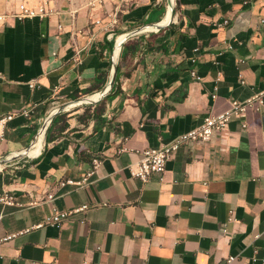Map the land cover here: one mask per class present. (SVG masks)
<instances>
[{
	"label": "crops",
	"instance_id": "1",
	"mask_svg": "<svg viewBox=\"0 0 264 264\" xmlns=\"http://www.w3.org/2000/svg\"><path fill=\"white\" fill-rule=\"evenodd\" d=\"M137 1L114 28L108 13L118 0H57L50 18L0 28V115L15 114L0 137V195L28 202L55 194L34 207L0 202V237L53 208L92 205L61 227L0 245V264H264V105L248 110L246 128L234 119L209 142L183 145L162 181L143 182L129 169L142 150L264 89V0ZM169 12L164 27H148ZM120 64L113 98L82 101L105 89ZM103 99L107 122L96 132V120L80 116ZM65 105L31 154L46 118ZM93 156L102 164L89 186H58L87 172Z\"/></svg>",
	"mask_w": 264,
	"mask_h": 264
},
{
	"label": "built area",
	"instance_id": "2",
	"mask_svg": "<svg viewBox=\"0 0 264 264\" xmlns=\"http://www.w3.org/2000/svg\"><path fill=\"white\" fill-rule=\"evenodd\" d=\"M70 2L71 0H65ZM103 0H99V3ZM92 2L91 5H94ZM138 3L137 0H118L115 10L108 13L110 22L108 28H114L119 23V14L125 12L129 8L135 6ZM57 0H0V28L3 27L8 20L12 19L19 22H24L28 19H47L57 12ZM101 21H97L100 23ZM229 23V20H225L222 25ZM63 27L59 24V28ZM150 30V29H146ZM192 76L199 79L197 72L193 70ZM30 86L33 88L36 86V82H31ZM215 98L216 95H213ZM264 105V89L256 93L252 97L246 100L233 99L230 102V106L222 112L207 115L203 122L174 138L168 144L161 147H150L141 151V159L130 165V173L134 178H138L143 182H148L153 175L160 177L162 181L164 172L166 170L167 163L174 157L177 151L186 144L209 142L214 135L221 132L232 120H239L242 127H247L246 115L250 108L261 110ZM31 110L27 109L22 111V115L30 116ZM15 118V114L0 115V137H3L2 130L8 125L10 121ZM46 121V120H45ZM44 127V125H43ZM42 127V128H43ZM42 131V129H41ZM129 148L125 145L120 147V152L128 151ZM102 164V158L94 156L91 159V167L79 178H64L58 183L60 188L70 186L74 190L81 189L89 186L92 183V179L95 176L97 170ZM4 167L0 165V170ZM55 199L53 192H47L43 196L31 199L28 202L21 200L11 194L0 195V202L9 206L18 207H34L44 203H51ZM92 207L91 204H83L79 207L70 210H59L53 208L51 213L47 215L41 222L35 224L31 228L21 230L16 233L8 234L0 237V245L12 240L13 238L26 234L33 229L42 228L45 226L61 227L66 220L72 215L77 213H86ZM231 262V259L228 260Z\"/></svg>",
	"mask_w": 264,
	"mask_h": 264
},
{
	"label": "trees",
	"instance_id": "3",
	"mask_svg": "<svg viewBox=\"0 0 264 264\" xmlns=\"http://www.w3.org/2000/svg\"><path fill=\"white\" fill-rule=\"evenodd\" d=\"M129 46H125L124 51L122 52V60H124L125 58V54L128 51ZM138 48V46H133L132 49H136ZM121 72V64L118 65L117 67V79L116 81H118L119 79V75ZM96 84L101 82V83H105L106 78L102 77V76H98L96 78ZM95 89V85L93 88L87 90L86 93L92 92ZM118 90H115V86L110 90V92L107 94L106 99H111L115 96V94H117ZM106 111V104H105V99L101 100L99 103L96 104V106L92 109V105L86 107L84 113L80 116V120L81 121H86L89 118H93L96 120V126L94 131H99V129H101L107 122V119L104 117V113ZM61 120H65V115H61L60 117ZM64 129V126L62 127V130ZM94 157V156H93ZM92 157V158H93Z\"/></svg>",
	"mask_w": 264,
	"mask_h": 264
},
{
	"label": "water",
	"instance_id": "4",
	"mask_svg": "<svg viewBox=\"0 0 264 264\" xmlns=\"http://www.w3.org/2000/svg\"><path fill=\"white\" fill-rule=\"evenodd\" d=\"M173 12V10H172ZM172 17V16H171ZM165 25L164 24H159V25H150L148 27H153V28H162L164 27ZM129 38V34L127 36H125V38L119 42L116 46L118 49H121L122 45L124 44V42ZM116 79H117V66L114 65L113 67V70H112V73H111V77H110V80L107 84V86L105 87V89H103L100 93H99V97L95 100H92L90 97H86L84 98L82 101L86 102V103H96L98 102L100 99H102L104 96H106L110 90L115 86L116 84ZM76 102V101H75ZM68 105H65V106H61L57 109H55L47 118H46V121H45V124H44V127L41 128L42 130H44V128L47 130L49 124L51 123L52 119L55 117L56 114L62 112L64 109H66ZM45 130V132H46ZM24 154H27L26 152ZM11 159V158H10ZM5 161L0 159V165H2Z\"/></svg>",
	"mask_w": 264,
	"mask_h": 264
},
{
	"label": "bare ground",
	"instance_id": "5",
	"mask_svg": "<svg viewBox=\"0 0 264 264\" xmlns=\"http://www.w3.org/2000/svg\"><path fill=\"white\" fill-rule=\"evenodd\" d=\"M169 17L167 16V18L165 19V21L163 22V24H166L167 22H169V20L171 19V12H169ZM125 38V35H122L121 36V38H120V40H119V42H121L123 39ZM119 50H117V52H118ZM99 97V94H95V95H92V96H90V98L92 99V100H95V99H97ZM44 124H45V122H44ZM43 124V125H44ZM45 128H44V130H42L41 132H40V135H39V137H38V140H37V142H36V144H35V146H34V148H33V151L31 152V154H34V153H37L38 151H39V149H41L42 147H41V145H42V143H43V138H44V134H45ZM36 150V151H35ZM35 155V154H34ZM38 155V154H37ZM36 155V156H37Z\"/></svg>",
	"mask_w": 264,
	"mask_h": 264
}]
</instances>
